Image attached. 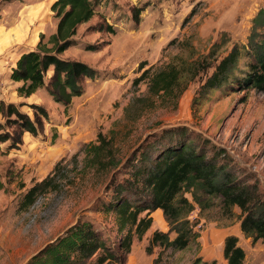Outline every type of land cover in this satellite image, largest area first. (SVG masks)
Instances as JSON below:
<instances>
[{
  "label": "rangeland",
  "instance_id": "obj_1",
  "mask_svg": "<svg viewBox=\"0 0 264 264\" xmlns=\"http://www.w3.org/2000/svg\"><path fill=\"white\" fill-rule=\"evenodd\" d=\"M53 1L0 0V101H13L32 117L33 103L49 112L44 129L37 135L26 131L19 147L9 148V140L0 142V175L5 181L0 189V264H25L79 219L93 221L117 249L124 231L119 230L115 210L108 207L114 186L130 176L125 163L134 148L165 127L187 125L193 134L208 138L225 150L221 159L240 181L256 183L264 192V93L241 89L235 78L247 69L246 58L230 81L202 91L219 59L234 43L247 41L252 18L264 0H94L95 14L80 24L77 44L62 55L90 63L98 74L84 80L85 91L73 97L68 111L46 87L20 95L21 81L10 75L21 53L36 47L41 33L51 45L59 20ZM136 7L142 8L139 23ZM106 22L115 32L93 27ZM103 40L110 43L100 50L85 47ZM176 67L180 77L175 86L165 90L155 84L156 73ZM146 69L145 77L135 83ZM53 70L51 66L47 80ZM99 131L110 139L117 166L86 156V144L98 142ZM51 172L57 186L21 209L26 190ZM185 195L194 204L189 217L199 232L196 239L182 249L157 244L148 252L153 231L169 230L158 208L151 212L153 222L144 235L134 237L131 251L109 264H153L160 253L161 264H227L224 241L230 233L239 235L246 250L244 264L264 262V240L254 241L242 232L238 205L228 209L223 196L201 188ZM88 264H98L96 256Z\"/></svg>",
  "mask_w": 264,
  "mask_h": 264
},
{
  "label": "trees",
  "instance_id": "obj_2",
  "mask_svg": "<svg viewBox=\"0 0 264 264\" xmlns=\"http://www.w3.org/2000/svg\"><path fill=\"white\" fill-rule=\"evenodd\" d=\"M51 7L59 16L57 29L49 38L51 45L43 41L44 34L41 33L36 47L21 53L10 75L13 80L21 81L17 87L20 95L29 96L39 88L46 87L68 111L73 97L85 91L84 80L98 74L97 68L90 63L62 55L67 48L77 44V29L95 14V3L94 0H54ZM141 10V7L134 10L138 23ZM93 27L115 32L113 24L108 22ZM107 43L110 40L88 43L85 47L97 51ZM243 58H246L247 69L242 76H235L238 86L264 93V6L252 18L247 41L234 43L215 64L214 70L202 84L203 93L230 81ZM51 66L54 70L47 80ZM147 72V69L144 70L135 83L143 79ZM179 77L180 69L176 67L170 72L162 70L156 73L153 81L161 89L167 90L178 83ZM32 105L34 117L13 101H0V112L4 117V120L0 119V142L9 140V148L19 147L26 131L37 135L44 129L49 112L42 104ZM97 141L86 144V156L102 165L117 166L119 160L114 158L110 139L99 131ZM102 154L108 155V159L104 160ZM223 154H226L223 148L212 145L208 138L200 134H193L187 125L169 126L150 133L128 157L125 165L129 166L130 176L115 184L114 199L108 203V207L116 212L119 230L124 231L118 248L108 244L107 238L93 221L79 219L35 252L25 264H88L94 256L98 264L122 259L131 251L134 237L137 235L141 238L152 225L151 212L158 208L163 210L169 230L155 229L147 251L151 252L157 244L182 249L199 235L189 217L194 204L185 195V192H193L195 188L223 196L228 209L238 205L243 212L240 222L242 232L254 241L264 240V192L258 189L256 183L240 181L236 172L221 159ZM56 186L55 172H51L26 190L19 207L28 209L41 194ZM4 187L5 181L0 175V189ZM197 198L201 202V198ZM171 232H175V235L171 236ZM224 256L227 264H244L246 250L236 233L225 237ZM161 259L160 253L153 264H161ZM200 260L198 257L195 262Z\"/></svg>",
  "mask_w": 264,
  "mask_h": 264
}]
</instances>
